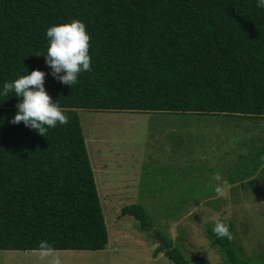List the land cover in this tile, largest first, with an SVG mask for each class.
Masks as SVG:
<instances>
[{
    "label": "trees",
    "instance_id": "1",
    "mask_svg": "<svg viewBox=\"0 0 264 264\" xmlns=\"http://www.w3.org/2000/svg\"><path fill=\"white\" fill-rule=\"evenodd\" d=\"M73 18L91 37V70L68 86L42 55L46 28ZM33 69L46 73L68 122L41 136L10 123L20 98L0 96V250H41L42 240L44 250H100L108 235L78 110L264 120V9L256 0H0V85ZM254 149L255 171L264 145ZM125 214L152 227L140 204L123 206ZM226 223L231 239L206 235L226 264H253ZM156 235L154 256L192 264Z\"/></svg>",
    "mask_w": 264,
    "mask_h": 264
},
{
    "label": "rangeland",
    "instance_id": "2",
    "mask_svg": "<svg viewBox=\"0 0 264 264\" xmlns=\"http://www.w3.org/2000/svg\"><path fill=\"white\" fill-rule=\"evenodd\" d=\"M78 115L107 229L105 247L0 250V264H175L162 252L153 255L161 244L156 234L192 264H226L203 230L212 228L213 217L232 224L240 255L264 264V164L254 171L264 120L86 109ZM129 204L144 207L151 228L121 215Z\"/></svg>",
    "mask_w": 264,
    "mask_h": 264
},
{
    "label": "clouds",
    "instance_id": "3",
    "mask_svg": "<svg viewBox=\"0 0 264 264\" xmlns=\"http://www.w3.org/2000/svg\"><path fill=\"white\" fill-rule=\"evenodd\" d=\"M256 6L264 9V0H256ZM47 37L46 52L42 55L44 63L49 67V75L61 84L71 86L78 81L81 72L91 70L89 55L90 35L86 25L79 19L73 18L63 23L50 25L45 30ZM46 73L39 69L18 75L11 81H4L0 85V96L13 92L20 98L15 105V113L10 123L23 122L24 126L35 130L44 136L49 128L57 124L64 125L68 117L57 101L47 93L44 87ZM211 231L218 239H231L229 225L218 217H213ZM203 230H207L206 228ZM161 243V241H160ZM48 242L40 241L39 248L47 249Z\"/></svg>",
    "mask_w": 264,
    "mask_h": 264
}]
</instances>
